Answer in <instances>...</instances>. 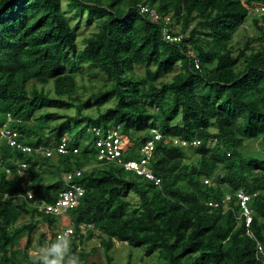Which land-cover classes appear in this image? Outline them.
I'll return each mask as SVG.
<instances>
[{"label": "trees", "instance_id": "1", "mask_svg": "<svg viewBox=\"0 0 264 264\" xmlns=\"http://www.w3.org/2000/svg\"><path fill=\"white\" fill-rule=\"evenodd\" d=\"M62 2L0 0V128L6 123L31 147L0 138V264H42L41 255L31 256L33 231L41 220L55 226L58 216L30 203L56 200L71 172L85 190L66 210L74 226L60 238L69 243L67 257L84 261L96 248L80 244L98 232L106 252L117 239L133 247L131 256L141 251L157 264H264L255 255L256 240L264 247V151L255 157L242 149L248 140L264 141V13L254 10L264 0ZM81 24L93 29L79 37ZM239 29L245 44L234 54ZM84 71L97 79L86 94L76 79ZM91 107L95 112L84 111ZM117 126L122 160L140 157L150 127L165 134L150 162L159 185L98 157L93 128ZM63 135L67 150L60 152ZM173 137L201 143L185 148ZM15 160L26 163L27 178ZM239 190L257 192L248 228L237 218ZM27 191L34 196L28 202ZM226 192V205H206ZM80 223L93 227L82 232ZM60 239L42 232L37 246Z\"/></svg>", "mask_w": 264, "mask_h": 264}, {"label": "built area", "instance_id": "2", "mask_svg": "<svg viewBox=\"0 0 264 264\" xmlns=\"http://www.w3.org/2000/svg\"><path fill=\"white\" fill-rule=\"evenodd\" d=\"M139 11L142 13H147L148 16L153 20H158L160 15L153 9H151L148 5L139 4ZM254 10L264 13V4H257ZM166 20H169L167 17ZM163 34L166 38L171 40L176 39L173 36L169 35L168 29L164 28ZM7 120H11V116L8 115ZM119 127H112V129L103 130L100 127H94L93 132L95 135V144L98 147V157L99 158H106L107 160L116 159L117 162L121 163L125 169L133 170L137 174L143 175L145 178L151 179L154 181L156 185L160 184V178L156 177L152 172L151 168L149 167V162L153 154V149L155 147V140L158 139L161 135L156 128H151L150 131L152 132V138L148 139L143 145H141L138 149L140 159L139 160H122L121 159V149L120 145L122 143V138L119 134ZM18 132L9 127L6 123L0 128V137L6 139V142L10 145L15 146L16 148H21L25 151H30L31 147L21 144L16 140V136ZM176 141V140H175ZM181 143L183 145L192 144L198 145L200 141L198 139H193L191 142L186 140H182ZM57 150L60 152H65L66 149V140L65 137L61 138L60 143L57 146ZM77 149L74 148L73 151ZM45 155L51 154L50 148H45L42 150ZM21 165H25L24 163ZM9 171V169H7ZM18 172L22 173L21 169L18 167ZM75 173V172H74ZM78 174L79 171H76ZM73 173H68L64 176V183L65 189L59 192L57 199L52 203H45L44 201H39L35 203V206L38 207L39 210H43L45 213H55L61 214L62 212L66 211L67 208L73 207L78 205L81 196L84 193V187L75 181H72ZM238 201L240 204V215L239 217H243L245 219V224L249 227L251 222V208L248 205V200L250 199V195L246 194L242 190H239L238 193ZM7 196V195H5ZM28 197H32V193H28ZM231 199L230 193H225V195L221 199L217 200H210L208 205L210 206H221L222 204H227V202ZM79 227L82 231L86 230L87 228H91L92 224L87 223H80ZM74 228L72 226H66L64 228H59L53 230V235L57 238L67 237L73 232ZM247 233L252 236L254 235L250 230H247ZM256 250L255 255L256 258L261 262L264 263V248L260 242L257 241L256 243ZM31 264V263H28Z\"/></svg>", "mask_w": 264, "mask_h": 264}, {"label": "rangeland", "instance_id": "3", "mask_svg": "<svg viewBox=\"0 0 264 264\" xmlns=\"http://www.w3.org/2000/svg\"><path fill=\"white\" fill-rule=\"evenodd\" d=\"M67 0H63L62 5H66ZM70 16H72L70 14ZM72 23L76 20V17H70ZM249 31V34H253L255 29L253 26L251 27L250 24L247 25ZM93 29V26H86L85 24H81L80 27L78 28L79 31V37L82 35H86ZM244 31L239 29L236 34L233 35L232 38V45L235 47L236 51L234 54H237L239 51H237V48H242L245 44V37L243 36ZM80 41V39L78 38ZM249 52V51H247ZM178 67V65H177ZM176 67V68H177ZM170 78V75L167 77ZM77 81L79 82V91L84 94H86L87 90H90L94 86H96L97 79L95 77H92L89 72L84 71L81 75H77L76 77ZM82 84L86 85L87 88L82 87ZM46 89L52 90L51 85L47 84L45 86ZM113 101H109L106 105H111ZM85 112H95L94 107L88 108L84 110ZM74 110L72 109H67L64 111L66 114H73ZM91 137V135L88 134L87 139ZM91 139V138H90ZM208 144L210 146L213 144L212 141H208ZM264 141L262 139H253V140H248L245 142L243 145L242 149L245 150L246 152L249 153V155L253 156H260L261 155V150L264 151ZM251 152V153H250ZM66 214L65 212L62 213V215H59V218L57 220V224H62L64 221L63 218L65 217ZM66 218V217H65ZM46 228V224L44 221H39L37 224V228L34 229L33 231V239H32V246L30 247L31 250V256L34 258L33 260L35 261L39 255L43 254V250L47 248L46 244L48 243L47 240H44L45 245L43 247H38L37 246V239L39 237V234L44 232ZM101 238L98 235V232H96L91 238L87 239L84 243L80 244L79 249L83 248L85 251H90L96 248L95 251H90L91 254L84 260L80 261L79 264H109V261L107 259V254H110L112 256L113 262L116 264H157L158 259L156 256H144L143 253L137 252L135 249V253L133 256L130 255V249L133 250V247L129 246L127 243L118 241L117 239H113L114 243L112 247L106 252L104 247L101 245L100 242ZM69 257V256H68ZM67 256H65V264H67Z\"/></svg>", "mask_w": 264, "mask_h": 264}, {"label": "clouds", "instance_id": "4", "mask_svg": "<svg viewBox=\"0 0 264 264\" xmlns=\"http://www.w3.org/2000/svg\"><path fill=\"white\" fill-rule=\"evenodd\" d=\"M151 128H156L157 130H158V132L160 133V137L158 138V139H156L155 140V143L158 141V140H160L162 137H164L165 136V134H163V132L160 130V128H158V126H155V127H150V129ZM150 129H149V131H150ZM150 138H152L153 136V134H152V132L150 131ZM63 137H65V135H63ZM1 138V137H0ZM66 138V137H65ZM149 138V139H150ZM195 139V138H194ZM196 139H198L199 141H200V143H201V140L199 139V138H196ZM148 140V139H147ZM146 140V141H147ZM176 140V141H175ZM182 140H185V139H181V138H178V137H173L172 138V142H175L176 144H178V145H181V146H183V147H189V146H199L200 145V143L198 144V145H192V144H186V145H183L182 143H181V141ZM193 140V139H192ZM192 140H186V141H188V142H191ZM145 141V142H146ZM210 141H212V142H214V140H210ZM94 142H95V140H94ZM144 144V143H143ZM142 144V145H143ZM58 146V145H57ZM74 148H78V147H74ZM0 159H1V155H0ZM140 159V157L138 158V159H125V161L126 160H139ZM150 162H151V159H150ZM150 162H149V167L151 168V170H152V167L150 166ZM15 164H16V171H17V173L19 174V175H24V168H25V166H26V163H24L25 165L23 166V165H21V164H23V162H19L18 160H15ZM18 167L21 169V171H22V173H19L18 172ZM7 169H9V171H7ZM6 172L7 173H10L11 171H10V168H6ZM153 172V171H152ZM155 175V174H154ZM25 176V175H24ZM64 176L65 175H63V179H64ZM156 176V175H155ZM26 177V176H25ZM156 177H158V176H156ZM27 178V177H26ZM159 178V177H158ZM148 179V178H147ZM151 180V179H150ZM204 181H207V180H204ZM210 181V180H209ZM244 192V191H243ZM28 193H32L31 191H27L26 193H25V195H26V201L28 202L30 199H32V198H34V196H33V193H32V197H28ZM226 193H229V192H226ZM246 193V192H245ZM246 194H248V195H250V199L248 200V205H249V207L251 208V210H252V207H251V204H250V201H251V199H252V197L253 196H255L256 194H257V192H252V193H246ZM4 195H8V194H4ZM18 195L19 196H21V197H23L22 196V194L20 195L19 193H18ZM225 195V194H224ZM223 195V196H224ZM232 196V195H231ZM57 199V198H56ZM44 201L45 203H52V202H49V201H45V200H43V199H34L30 204H32V206L33 207H36L35 206V203L36 202H39V201ZM55 201V200H54ZM53 201V202H54ZM210 201V199L208 200V201H206V205H208V202ZM239 203V202H238ZM222 205H225V204H222ZM208 206H210V205H208ZM212 207H214V206H212ZM218 207V206H217ZM37 209H38V207H36ZM39 210V209H38ZM39 211H41V212H43V213H45L43 210H39ZM65 213H66V211H64ZM64 212H62V213H64ZM62 213L61 214H51L50 213V215H55V216H58V218H59V215H62ZM45 214H49V213H45ZM67 214V213H66ZM239 215H240V211L238 212V216H237V218H240V219H243L244 220V223H245V219L243 218V217H239ZM67 216H69V215H65V217H67ZM251 216H252V218H251V221H252V219H253V210L251 211ZM70 218V217H69ZM47 225V224H46ZM72 226L73 228H74V226L72 225V222H71V219H70V222H69V224H66V225H60V224H57V222H56V225L55 226H48L47 225V228H48V231H47V233H45L46 235H47V237L48 238H51V237H55L54 235H53V230H56V229H59V228H64V227H66V226ZM246 225V224H245ZM92 227H93V225H92ZM91 227V228H92ZM248 228V227H247ZM88 229V228H87ZM82 232H85V230L84 231H82ZM253 233V232H252ZM55 238H57V237H55ZM63 238V237H62ZM58 239H60V238H58ZM259 242V241H258ZM256 243H257V240H256V242H255V250H256ZM262 245V244H261ZM68 246H69V243H68V241L67 240H65V239H60V240H58L57 242H55V243H53V244H51L49 247H47L46 249H44L43 250V254L39 257V260L40 261H42V264H65V254H66V252H67V249H68ZM264 248V247H263ZM67 264H79V257L78 256H75V255H73V256H71V257H69L68 259H67Z\"/></svg>", "mask_w": 264, "mask_h": 264}, {"label": "crops", "instance_id": "5", "mask_svg": "<svg viewBox=\"0 0 264 264\" xmlns=\"http://www.w3.org/2000/svg\"><path fill=\"white\" fill-rule=\"evenodd\" d=\"M67 220V221H64L62 224H60V225H66V224H69V222H70V218H69V216H67L66 218L64 217L63 218V220ZM45 223V222H44ZM46 224V223H45ZM47 231H48V228H47V225H46V228H45V231H44V233H47ZM24 241H25V238H23V240H22V242L24 243Z\"/></svg>", "mask_w": 264, "mask_h": 264}]
</instances>
